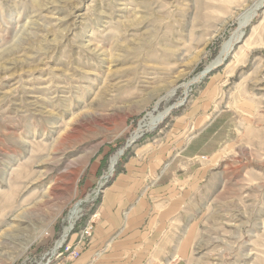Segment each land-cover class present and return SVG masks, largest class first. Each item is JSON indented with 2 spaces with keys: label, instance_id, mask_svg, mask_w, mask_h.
<instances>
[{
  "label": "rangeland",
  "instance_id": "1",
  "mask_svg": "<svg viewBox=\"0 0 264 264\" xmlns=\"http://www.w3.org/2000/svg\"><path fill=\"white\" fill-rule=\"evenodd\" d=\"M255 1L0 0V264L37 263L122 148L116 172L144 144L201 133L213 168L177 264H264V2L189 82Z\"/></svg>",
  "mask_w": 264,
  "mask_h": 264
},
{
  "label": "crops",
  "instance_id": "2",
  "mask_svg": "<svg viewBox=\"0 0 264 264\" xmlns=\"http://www.w3.org/2000/svg\"><path fill=\"white\" fill-rule=\"evenodd\" d=\"M202 135V136H201ZM144 144L123 161L97 208L99 219L80 257L68 264H177L187 255V222L212 153L206 136ZM186 138V137H185ZM91 170L85 186L96 179ZM75 236L72 237V240Z\"/></svg>",
  "mask_w": 264,
  "mask_h": 264
},
{
  "label": "built area",
  "instance_id": "3",
  "mask_svg": "<svg viewBox=\"0 0 264 264\" xmlns=\"http://www.w3.org/2000/svg\"><path fill=\"white\" fill-rule=\"evenodd\" d=\"M142 129L149 130L145 128ZM131 141H134V139L131 138ZM124 149L125 148H122V152H124ZM108 167L101 170L93 186L87 190L83 198H80L76 202L71 213L75 209H78L77 214L73 216L71 220V214L69 215L66 225L62 227V230L58 236L52 240L50 246L44 251L40 252L38 262L35 264H68L80 257L81 253L84 251V249H86L87 245L92 239L95 225L99 219V213L97 210L99 203L103 198L105 190L113 181L117 173L115 167ZM87 204H90V207L88 210H86L85 214L81 206ZM69 226L70 228L67 229ZM73 236L75 237L72 240Z\"/></svg>",
  "mask_w": 264,
  "mask_h": 264
},
{
  "label": "bare ground",
  "instance_id": "4",
  "mask_svg": "<svg viewBox=\"0 0 264 264\" xmlns=\"http://www.w3.org/2000/svg\"><path fill=\"white\" fill-rule=\"evenodd\" d=\"M263 2H264V0H258V1L253 2L252 5H250L245 10V12H243L242 14H240V16L238 18V27H237V29L230 35V37L227 40H225L223 42V44L220 47V51H219L218 55L216 56V58L197 77H195L193 80L189 81L190 83L197 82L201 77L204 76V75H202V73H204L205 70H206L205 72L207 74V71L208 70H210L212 68H216L217 66H219L220 64H222L223 61L232 52H234L235 46L238 44V42L240 41V39H242V37H243V35H242V33H243L242 32V29L248 25V23L250 22V20H252V18L255 16L256 11L259 9L260 5ZM184 86H185V84H184ZM173 92H174V89H171L168 92V95H172ZM167 111H168V109H166L163 112L157 114L156 116L149 114L150 115L149 116V121L146 123V127L148 129L154 128L160 121L163 120V118L166 116V112ZM142 127L143 126H139L138 130L135 132V134L132 137L133 139H135L139 135L140 131L142 130ZM122 153L123 152H122V149H121L115 156L112 157L111 162H110V166L108 168H114L116 166L117 157L118 156H121ZM77 212H78V209H75L71 213L70 220L73 218V216H75L77 214ZM69 228H70V226L67 227V229H69Z\"/></svg>",
  "mask_w": 264,
  "mask_h": 264
},
{
  "label": "water",
  "instance_id": "5",
  "mask_svg": "<svg viewBox=\"0 0 264 264\" xmlns=\"http://www.w3.org/2000/svg\"><path fill=\"white\" fill-rule=\"evenodd\" d=\"M242 35H243V33H242ZM212 69H214V68H212ZM212 69H210V70H208V71H211ZM206 71V70H205ZM204 71V73H202V75H205L206 74V72ZM207 71V72H208ZM174 106H172V107H170L169 109H168V111L166 112V115L168 114V112L173 108Z\"/></svg>",
  "mask_w": 264,
  "mask_h": 264
}]
</instances>
